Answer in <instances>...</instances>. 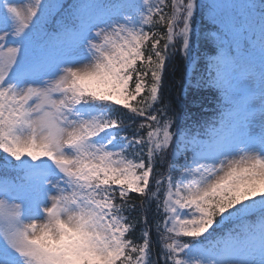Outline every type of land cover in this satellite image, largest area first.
I'll return each instance as SVG.
<instances>
[{
	"label": "snow or ice",
	"instance_id": "snow-or-ice-1",
	"mask_svg": "<svg viewBox=\"0 0 264 264\" xmlns=\"http://www.w3.org/2000/svg\"><path fill=\"white\" fill-rule=\"evenodd\" d=\"M0 264H264V0H0Z\"/></svg>",
	"mask_w": 264,
	"mask_h": 264
},
{
	"label": "trees",
	"instance_id": "trees-1",
	"mask_svg": "<svg viewBox=\"0 0 264 264\" xmlns=\"http://www.w3.org/2000/svg\"><path fill=\"white\" fill-rule=\"evenodd\" d=\"M196 28L201 30V35L206 31H211V27L205 28L202 24H197ZM204 41L194 40V52L193 55L199 59V56L210 54L208 52V47ZM185 62L183 55L179 52H174L170 55V59L166 64L163 73L162 81V95L166 102H169L175 108L176 117L183 121L185 118L190 116H199L202 112L207 111L211 114L213 109H215L217 104V99L215 96L205 93L203 96L199 97V102L204 104V108L200 109V112L196 111V108L190 103V98L186 97L184 88L182 87V80L185 73ZM218 95V94H217ZM191 109V111H190ZM139 210L137 213H133L134 216L138 217Z\"/></svg>",
	"mask_w": 264,
	"mask_h": 264
},
{
	"label": "rangeland",
	"instance_id": "rangeland-1",
	"mask_svg": "<svg viewBox=\"0 0 264 264\" xmlns=\"http://www.w3.org/2000/svg\"><path fill=\"white\" fill-rule=\"evenodd\" d=\"M60 2H62V3H63V2H67V0H60Z\"/></svg>",
	"mask_w": 264,
	"mask_h": 264
}]
</instances>
